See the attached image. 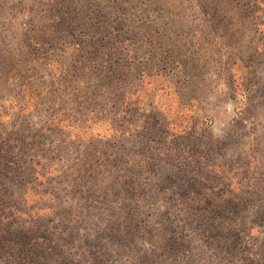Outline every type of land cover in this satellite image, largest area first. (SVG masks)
I'll use <instances>...</instances> for the list:
<instances>
[{"label":"rangeland","instance_id":"rangeland-1","mask_svg":"<svg viewBox=\"0 0 264 264\" xmlns=\"http://www.w3.org/2000/svg\"><path fill=\"white\" fill-rule=\"evenodd\" d=\"M30 135L0 264H264V0H0V143Z\"/></svg>","mask_w":264,"mask_h":264},{"label":"trees","instance_id":"trees-1","mask_svg":"<svg viewBox=\"0 0 264 264\" xmlns=\"http://www.w3.org/2000/svg\"><path fill=\"white\" fill-rule=\"evenodd\" d=\"M47 119L45 129L49 130V128L53 127V121L55 119L54 114H49ZM22 131L23 130H19L18 132L22 133ZM31 136L32 135L27 138L16 137L12 141V144H10V142L0 143V183L2 181V173L4 170L6 168H12V166H14V160H16L19 155L25 154L26 149L28 148L27 142ZM39 143H41L40 139ZM24 196H26V193H20L18 188L17 192L9 189L5 190L4 188H1L0 190V247L8 238L15 239L17 242L22 241L23 243V241L28 238V235L34 236L35 232L37 233L39 230L38 227L40 220L38 217L35 218V216L27 214L23 207L20 206L25 202L24 199L26 198ZM194 198V201L199 199L198 197ZM201 202H203L202 199H200L199 203ZM23 234H25L26 237ZM11 242L14 243L13 241ZM4 247H6L5 244L1 249ZM24 258H27V256H24Z\"/></svg>","mask_w":264,"mask_h":264}]
</instances>
